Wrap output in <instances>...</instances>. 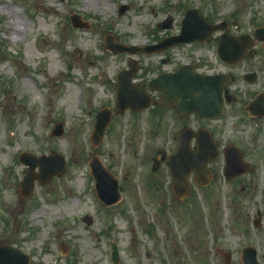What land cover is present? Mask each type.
Segmentation results:
<instances>
[{
  "label": "rangeland",
  "instance_id": "1",
  "mask_svg": "<svg viewBox=\"0 0 264 264\" xmlns=\"http://www.w3.org/2000/svg\"><path fill=\"white\" fill-rule=\"evenodd\" d=\"M97 1L0 0V244L28 253L30 264H114L113 243L120 252L117 264H244L242 250L251 245L264 264V160L255 157L252 175L230 183L221 159L215 164L219 185L198 189L193 183L192 197L178 199L167 167L154 166L163 151L172 150V131L161 135L150 110L135 116L117 110L115 78L127 55L104 44L108 34L146 45L179 33L181 17L192 7L241 32L264 19V0ZM121 5L126 9L119 14ZM73 14L89 27L74 26ZM169 16L172 28L161 29ZM13 20L27 23L17 38L8 29ZM135 57L141 80L180 62L222 66L210 45ZM104 105L113 109V119L104 141L93 146L90 135ZM58 122L60 136L52 134ZM228 131L242 140L243 134ZM51 150L65 157L64 174L36 181L32 196L19 197L28 167L19 154ZM93 155L120 181L122 198L113 205L97 195L89 167ZM259 210L262 225L256 226ZM218 248L230 253L229 261Z\"/></svg>",
  "mask_w": 264,
  "mask_h": 264
},
{
  "label": "water",
  "instance_id": "2",
  "mask_svg": "<svg viewBox=\"0 0 264 264\" xmlns=\"http://www.w3.org/2000/svg\"><path fill=\"white\" fill-rule=\"evenodd\" d=\"M196 10L189 11L187 19L184 20L183 32L180 36H173L170 38L165 39L163 42L152 46L147 47L146 49L149 51L152 50H162L166 49L169 46L175 45L180 42L190 41L194 39H208L209 33L221 27V25L212 26L210 25L207 30V35L198 30L202 21V18L197 15ZM78 19V17H75ZM79 22L76 20V23ZM199 22V23H197ZM170 27L171 24L169 23L166 25ZM230 39V40H229ZM227 40H229L227 42ZM239 41L241 39H238ZM238 40L234 37L224 38L219 43V55L226 59L230 55L241 56L242 50L239 49ZM110 43V42H109ZM113 44V45H112ZM108 44L114 51L117 50H132V48H127L124 45H118L116 47L115 43ZM115 45V46H114ZM186 67H181L178 71V75H175L176 83L174 84L175 88L173 91H170L168 94V101H161L160 103L163 104H171L173 100L177 97H183L184 104H188V108L183 109V103L181 102V106H179V110H187V111H197L199 114H212L211 112L216 111L220 108L221 104V96L220 90L216 87V81L218 80L219 76H202L198 74L189 75L185 71ZM134 71L131 72L133 74ZM161 77L155 80V83L160 82ZM193 84V85H192ZM133 86V87H131ZM135 85L131 84L129 80L125 77H120L119 82V91H118V101L119 105L122 109L131 106L133 109L139 110L144 109L150 105V99L148 96H144L142 91L138 88H134ZM143 90V88H142ZM188 98H191L188 100ZM97 123L95 126V130L92 134L91 141L94 145L99 144L104 137V133L106 127L108 126L111 120V113L110 111H103L100 112L97 116ZM25 156L22 158L23 161L26 163H31L32 168L29 170V174L26 176L25 181L23 182V187L21 189L22 194L30 195L34 191V180L37 176L34 174V167L36 165V159H32L29 154H23ZM228 156H232L228 154ZM32 160V161H31ZM58 159H54L50 161L48 158L44 157L43 162L48 164H53L54 161ZM61 163L64 164L63 158H60ZM92 172L96 176L97 179V187L99 189V193L101 197L107 202L112 203L117 201L120 198V193L118 191V182L114 178H111L108 169L102 164L101 160L95 156L90 162ZM171 171L173 174V181H174V191L179 197L186 196L189 193L188 183H187V176L182 177L183 170L185 173H189L191 170L194 169L196 172L200 171L201 164L195 163H185V162H178L177 160H173L171 162ZM63 166L60 169L59 173L62 174ZM239 170V163L234 160L233 158H229L228 165L226 168L227 176H232L234 172H238ZM109 179L112 183V188L108 186ZM41 182L47 181L48 177H39ZM253 253L254 250L252 249ZM114 259H118V252L115 250ZM248 264H259L258 261L254 258L253 260H246ZM30 257L29 255L23 253L19 249L12 247L10 245H1L0 246V264H29Z\"/></svg>",
  "mask_w": 264,
  "mask_h": 264
},
{
  "label": "flooded vegetation",
  "instance_id": "3",
  "mask_svg": "<svg viewBox=\"0 0 264 264\" xmlns=\"http://www.w3.org/2000/svg\"><path fill=\"white\" fill-rule=\"evenodd\" d=\"M262 25H264V22L260 24V26ZM251 32L253 33L254 30ZM247 43L251 44L249 48L251 52H249V55L244 58L240 64L232 66L227 65L223 68L224 72L230 73L233 76L231 83H224L222 85L223 97L226 100L223 115L219 118L212 119L199 118L195 114H176V117H174L175 121L171 122V124L178 129V132L186 130V132L193 135V147L196 143V133L202 128L209 130L211 134L217 138V132L226 125V123L223 125L224 118L230 116L232 112L237 113L240 122L254 131V133H264V101L259 108L255 110L251 108V112L249 108L259 95L264 94V41L250 39ZM212 69L211 67L195 68V70L201 71L202 73H217L216 71H211ZM174 70L175 68L170 71ZM218 72H221V70ZM163 94V91H159L158 97L163 96ZM174 108H176V105H173L170 111ZM258 112H261V114H257ZM168 118L169 116H164V121L166 122L164 123V127L167 125ZM173 144L175 149L178 148V135H175ZM260 148L261 145L253 149V152L250 154L246 152L245 156L252 162L253 156H258L256 152L259 151ZM261 155L264 157V150Z\"/></svg>",
  "mask_w": 264,
  "mask_h": 264
},
{
  "label": "bare ground",
  "instance_id": "4",
  "mask_svg": "<svg viewBox=\"0 0 264 264\" xmlns=\"http://www.w3.org/2000/svg\"><path fill=\"white\" fill-rule=\"evenodd\" d=\"M89 1H95V3L98 1L97 0H89ZM27 23L26 22H17L15 20L11 21L10 24L8 25V29L10 30V33L13 34V36H15L16 38L19 37L21 35V33L23 32L24 28H27ZM24 26V27H22ZM78 50H82V48L78 47ZM49 148V147H48ZM47 148L43 147V150ZM2 159V158H1ZM3 160V159H2ZM18 165V164H16ZM12 169V168H11Z\"/></svg>",
  "mask_w": 264,
  "mask_h": 264
}]
</instances>
